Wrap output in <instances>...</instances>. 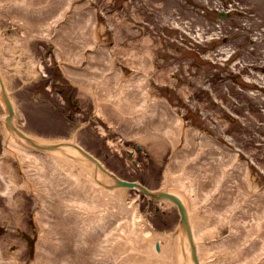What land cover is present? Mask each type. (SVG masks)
<instances>
[{"label":"bare ground","instance_id":"obj_1","mask_svg":"<svg viewBox=\"0 0 264 264\" xmlns=\"http://www.w3.org/2000/svg\"><path fill=\"white\" fill-rule=\"evenodd\" d=\"M61 17L66 19L59 22ZM103 29L84 1L0 0V104L9 110V85L29 86L38 77L42 62L30 44L50 38L61 73L79 95L91 100L101 121L116 124L122 138L134 137L152 152L163 150L168 140L176 142L161 189L183 202L180 227L141 233L128 226L122 220L130 213L118 197L128 188L106 187L114 179L77 145H48L53 152L34 149L28 143H39L17 135L15 115L8 113L4 121L10 125H4L8 132L0 151V196L10 210L0 207V213L18 211L15 219L21 220L23 201L15 191H28L37 204L32 215L36 234L27 259L14 256L10 246L7 258L0 254V264H264V188L246 186L244 180L251 178L248 165L209 134L188 126L167 101L151 95L142 74H126L117 67L109 71L112 62L101 45ZM121 38L117 33L113 44L119 55L150 70V56L121 46ZM94 44L96 49L90 50ZM239 187L243 195L237 193ZM162 202L174 206L168 197L158 200ZM114 224L119 227L112 234L126 238L124 242L114 246L106 235L99 243L102 231ZM72 226L79 234L73 238L68 229ZM225 228L227 234L214 239ZM133 233L142 237L130 238Z\"/></svg>","mask_w":264,"mask_h":264},{"label":"rangeland","instance_id":"obj_2","mask_svg":"<svg viewBox=\"0 0 264 264\" xmlns=\"http://www.w3.org/2000/svg\"><path fill=\"white\" fill-rule=\"evenodd\" d=\"M95 1L99 24L104 28L103 42L111 33L109 43L115 42L120 32L121 46L152 57L154 68L149 72L152 84L148 91L167 97L188 126L193 125L238 150L239 158L247 161L250 168L251 178L244 180V184L264 188V0ZM230 5L242 6L247 12L220 18L215 8ZM145 36L148 41H144ZM46 45L39 40L30 44L35 55L42 56L45 71L31 79L29 86L9 85L15 123L37 137L71 138L75 134L78 143L119 176L138 180L152 189L162 187L163 170L176 142L168 140L163 150L155 152L144 144L143 149L129 155L138 140L122 138L116 124H107L94 114L91 100L79 95L77 87L61 73L52 43ZM111 47L114 60L128 74L122 64H132L119 55L114 45ZM45 54L51 55L52 68L48 67ZM46 73L54 74L56 83L50 84ZM3 116L0 104V149ZM120 192L122 206L130 213L128 219L122 220L128 226L141 233L176 229L179 216L175 206L154 202L131 189ZM237 193L244 194L241 187ZM15 195L19 202L23 201L21 220L15 219L18 211L0 213V246L4 255L12 237L24 247V234L33 233L35 227V199L26 190L15 191ZM4 206L10 210L0 196V207ZM87 223L90 221L86 220ZM118 227L103 230L99 243L103 244L106 235L112 237L109 243L114 246L124 242L126 238L117 239L112 234H117ZM68 229L72 238L79 235L75 226ZM226 229L214 239L223 238ZM132 237L142 236L133 233ZM145 239L152 241L147 235ZM22 252L25 254L26 248L15 256L20 257Z\"/></svg>","mask_w":264,"mask_h":264},{"label":"water","instance_id":"obj_3","mask_svg":"<svg viewBox=\"0 0 264 264\" xmlns=\"http://www.w3.org/2000/svg\"><path fill=\"white\" fill-rule=\"evenodd\" d=\"M5 103H6V105H8L9 106V112H10V114H11V108H10V105H9V102H8V100H7V98L5 97ZM9 118H10V115H9ZM8 118V119H9ZM44 147H46V146H44ZM80 151L82 152V153H84L88 158H90L92 161H94L97 165H99L98 164V162L92 157V156H90L88 153H86V152H84L82 149H80ZM100 166V165H99ZM101 167V166H100ZM103 168V167H102ZM104 169V168H103ZM104 171L108 174V175H111L106 169H104ZM115 182H116V184H120V185H126V186H132L133 185V183H130V182H126V181H122V180H120V179H117V178H115ZM141 188H142V190L146 193V194H149V195H151L152 197H158V196H160V195H162V193H160V192H158V193H152V192H150L148 189H146V188H144V187H142V186H140ZM173 199H175L176 201H177V203H178V205H179V207L181 208V211H182V218H183V216H184V212H183V206H182V204H181V202L178 200V199H176V198H174V197H172Z\"/></svg>","mask_w":264,"mask_h":264}]
</instances>
